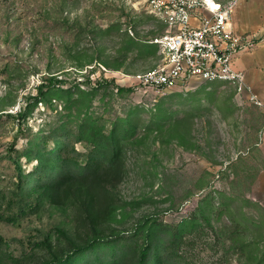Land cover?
Instances as JSON below:
<instances>
[{
  "label": "rangeland",
  "instance_id": "rangeland-1",
  "mask_svg": "<svg viewBox=\"0 0 264 264\" xmlns=\"http://www.w3.org/2000/svg\"><path fill=\"white\" fill-rule=\"evenodd\" d=\"M167 33L142 0H0V264H45L121 235L147 246L158 226L189 219L194 263L264 264V106L221 83L137 91ZM59 127L83 154L91 129L116 137L119 177L35 192L16 218L8 203Z\"/></svg>",
  "mask_w": 264,
  "mask_h": 264
},
{
  "label": "built area",
  "instance_id": "built-area-1",
  "mask_svg": "<svg viewBox=\"0 0 264 264\" xmlns=\"http://www.w3.org/2000/svg\"><path fill=\"white\" fill-rule=\"evenodd\" d=\"M238 0H142L150 13L163 18L168 33L155 39L160 65L136 77V90L159 96L173 89L188 90L191 83L229 85L236 97L256 107L260 99L234 67L237 57L264 45V30L234 33L230 19Z\"/></svg>",
  "mask_w": 264,
  "mask_h": 264
},
{
  "label": "trees",
  "instance_id": "trees-1",
  "mask_svg": "<svg viewBox=\"0 0 264 264\" xmlns=\"http://www.w3.org/2000/svg\"><path fill=\"white\" fill-rule=\"evenodd\" d=\"M134 117L133 114L128 116ZM133 122L126 120L123 124L131 126ZM89 133L87 137L94 141L86 154L75 150L67 127H59L47 137V140L52 138V148L43 151L39 159L40 166L31 175L29 185L23 183L10 200L11 203H8L11 210H15L16 218L34 211L35 206L27 203L24 197H32L35 192L47 193L62 184L81 186L91 181L119 177L121 148L117 138L98 136L94 129ZM47 140L45 138L40 143L41 151L45 149ZM184 225L158 226L147 246L141 244L135 234L93 239L72 247L65 256L45 264H196L187 255V249H190L200 233L194 220L189 219ZM255 264H263V261Z\"/></svg>",
  "mask_w": 264,
  "mask_h": 264
},
{
  "label": "crops",
  "instance_id": "crops-1",
  "mask_svg": "<svg viewBox=\"0 0 264 264\" xmlns=\"http://www.w3.org/2000/svg\"><path fill=\"white\" fill-rule=\"evenodd\" d=\"M230 27L237 34H251L264 29V0H238L230 19ZM234 67L245 75L253 92L264 100V45L237 57Z\"/></svg>",
  "mask_w": 264,
  "mask_h": 264
}]
</instances>
